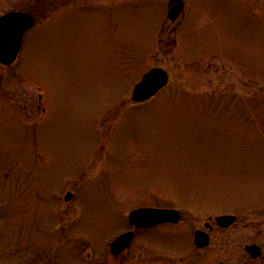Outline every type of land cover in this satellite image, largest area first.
I'll list each match as a JSON object with an SVG mask.
<instances>
[{
    "label": "rangeland",
    "instance_id": "1",
    "mask_svg": "<svg viewBox=\"0 0 264 264\" xmlns=\"http://www.w3.org/2000/svg\"><path fill=\"white\" fill-rule=\"evenodd\" d=\"M183 1L0 0L35 21L0 64V264H264V0ZM152 67L168 85L137 104ZM138 207L180 221L111 256Z\"/></svg>",
    "mask_w": 264,
    "mask_h": 264
},
{
    "label": "water",
    "instance_id": "2",
    "mask_svg": "<svg viewBox=\"0 0 264 264\" xmlns=\"http://www.w3.org/2000/svg\"><path fill=\"white\" fill-rule=\"evenodd\" d=\"M167 18L176 20L183 7L182 0H169ZM34 25L32 15L19 11L8 12L0 16V64L10 66L16 60L22 45L24 33ZM168 74L160 68L154 67L144 73L141 79L133 86L131 98L135 102H143L154 96L161 88L167 85ZM72 194L67 192L65 201L71 199ZM128 223L135 228H150L163 223H177L180 219L179 211L171 208L138 207L128 213ZM217 225L229 227L235 220L233 215H219L214 218ZM205 227H209L205 223ZM133 230L122 232L113 238L108 249L111 255L116 256L129 247L133 239ZM194 244L198 248L209 245V236L205 231L194 232ZM246 252L253 258L261 254L257 245H247ZM217 264H229L219 262Z\"/></svg>",
    "mask_w": 264,
    "mask_h": 264
},
{
    "label": "flooded vegetation",
    "instance_id": "3",
    "mask_svg": "<svg viewBox=\"0 0 264 264\" xmlns=\"http://www.w3.org/2000/svg\"><path fill=\"white\" fill-rule=\"evenodd\" d=\"M236 220V219H235ZM235 220H234V222L230 225V226H232L234 223H235ZM167 225H169V224H167ZM216 225V224H215ZM217 226V225H216ZM228 228V227H227ZM213 229V226L212 225H209V227H206L204 230L208 233V235H209V232L211 231ZM209 239H210V236H209ZM252 244H254V243H251V244H247V245H252ZM247 245H245L244 246V250H245V247L247 246ZM254 245H257V244H254ZM245 252H246V250H245ZM246 254L251 258V259H257V258H253V257H251L247 252H246Z\"/></svg>",
    "mask_w": 264,
    "mask_h": 264
}]
</instances>
